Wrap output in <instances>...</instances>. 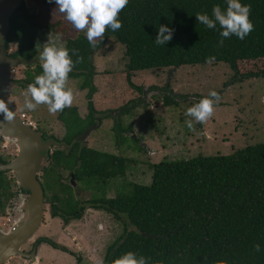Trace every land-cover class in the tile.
Listing matches in <instances>:
<instances>
[{"label": "trees", "instance_id": "1", "mask_svg": "<svg viewBox=\"0 0 264 264\" xmlns=\"http://www.w3.org/2000/svg\"><path fill=\"white\" fill-rule=\"evenodd\" d=\"M240 2L251 6L249 18L254 30L243 40L234 35L225 39L222 47L219 25L209 29L196 21L195 14L207 12L211 16L213 5L225 8V0H128L118 17L122 27L115 32L107 29L97 47L89 45L85 34L65 41L74 62L69 79L82 78L81 89L89 88L88 113L82 118L75 107L57 113L64 134L59 141L55 140L62 147L43 159L39 180L52 217L67 223L81 218L88 207L124 221L123 233L106 250L103 264H111L126 251L148 257V264H215L218 259H226L229 264H264V142L229 155L162 160L151 166L148 185L124 183L111 199L106 198L109 183L125 177L129 161L77 142L101 119L96 118L92 102L93 56L110 38L124 48L129 83L132 75L141 71L173 72L182 66L218 63L226 64L233 72L232 83L249 77L264 80V68L245 73L242 68L264 61V0ZM159 25L174 29L171 41L163 46L154 42ZM47 29L49 25L38 26L34 22L24 1L9 19L4 46L6 50L15 46L10 53L13 58L35 59V45L38 42L41 46L39 35ZM73 49L78 50L82 62L75 63ZM210 56L215 57L211 64L206 63ZM39 74L40 63L28 66L25 78L18 82L26 88ZM176 97L163 94L161 103L164 107L175 106ZM71 175L78 184L75 188ZM13 188L14 180L0 173V216L5 215L7 204L18 196ZM79 191L90 192V199H78ZM33 243L34 247L47 243L67 252L43 238ZM257 243L261 247L259 253L253 247Z\"/></svg>", "mask_w": 264, "mask_h": 264}, {"label": "rangeland", "instance_id": "2", "mask_svg": "<svg viewBox=\"0 0 264 264\" xmlns=\"http://www.w3.org/2000/svg\"><path fill=\"white\" fill-rule=\"evenodd\" d=\"M24 1L26 10L33 15L38 26L49 25V29L39 35L41 48L48 41L50 32L62 34L59 43L85 34L77 31L55 4H45L43 0ZM14 49L15 46H11L10 53ZM93 65L95 75L91 81L95 92L92 102L96 118L101 119L94 125L96 128L89 137L78 143L129 161L125 177L110 181L106 192L108 199L114 198L124 183L148 185L151 166L162 160L229 155L238 149L264 142V80L261 78L249 77L232 83L233 72L226 64L218 63L182 66L173 72L164 69L141 71L134 73L129 83L124 48L113 38L96 51ZM27 68L18 66L12 70L15 84L10 87V100L16 114H25L42 133L59 141L64 128L57 120V114H50L46 105H39L31 112L23 109L26 88L21 87L18 81L25 78ZM242 68L244 73L250 69L259 71L264 68V61L254 67ZM82 81V78L68 79L67 86L74 94L71 107H75L78 114L85 118L89 88L81 89ZM210 90H215L221 97L214 105V114L203 124L193 120L194 130H190L186 121L192 118L186 116V110L207 96ZM166 93L177 95L175 106L162 105V96ZM5 144L8 143L0 142V153L12 154L15 147L7 145L3 148ZM66 177L67 174L64 175ZM77 185L75 182L74 188ZM79 193L78 199H90V192ZM19 202L20 195L7 204L5 215L0 216V228H10L23 213L19 210ZM70 223L73 224L67 229ZM98 224L104 225L102 231L97 228ZM124 228L123 220H116L104 210L88 207H85L81 218L66 223L59 217H52L50 205L45 202L43 223L34 239L22 250L29 252L33 242L43 238L64 247L67 252L40 243L36 252L37 262L15 258L6 264H97Z\"/></svg>", "mask_w": 264, "mask_h": 264}, {"label": "clouds", "instance_id": "3", "mask_svg": "<svg viewBox=\"0 0 264 264\" xmlns=\"http://www.w3.org/2000/svg\"><path fill=\"white\" fill-rule=\"evenodd\" d=\"M48 2H54L65 19L77 31L85 33L89 45L93 48L104 40L107 29L110 28L115 32L122 27L118 18L119 13L128 4V0H48ZM225 4V8L218 4L213 5L211 16L207 12L195 14L196 21L209 29H216L219 25L221 37L219 46L221 47L225 39L234 35L243 40L254 30V25L249 18L250 5L242 4L240 0H225ZM173 32L174 29L159 25L155 44L163 46L170 42ZM61 36V33H48V41L43 45L42 50L40 44L36 43L35 49L38 52L37 58L41 62L42 74L37 75L34 82L27 85L23 93L25 97L23 109L31 112L35 111L39 105H46L48 112L56 115L72 106L74 94L67 83L69 73L74 68V62L65 43H59ZM72 51L77 56L75 63L82 62L83 58L78 55V50ZM7 52L10 56V49ZM214 61V56L206 58V63L211 64ZM220 99L218 92L210 90L207 96L188 107L186 116L192 119L186 121L187 127L194 130L193 120L201 124L210 120L214 114V105L218 104ZM0 113L8 121L13 119V113L2 100H0ZM97 228L102 231L104 225L98 224ZM253 247L255 252L261 251L258 243ZM97 264H103V260H99ZM111 264H148V257L126 251L113 259ZM215 264H229V262L226 259H218Z\"/></svg>", "mask_w": 264, "mask_h": 264}, {"label": "water", "instance_id": "4", "mask_svg": "<svg viewBox=\"0 0 264 264\" xmlns=\"http://www.w3.org/2000/svg\"><path fill=\"white\" fill-rule=\"evenodd\" d=\"M24 0H0V100L13 113L8 121L0 113V138L13 145L17 155L6 164H0V172L11 171L16 186L25 191L20 194V212L16 222L8 229L0 228V264H6L15 258H24L37 262L36 247L30 253L22 248L32 241L44 220V196L39 176L42 162L52 147H57L54 140L44 142L39 132L28 126L25 120L17 116L14 104L10 100V87L15 84L12 70L18 66H34L38 58L32 60L10 57L5 46L4 37L9 30V19L23 4ZM95 126L90 127L77 142L89 137ZM72 186L75 185L71 175Z\"/></svg>", "mask_w": 264, "mask_h": 264}, {"label": "flooded vegetation", "instance_id": "5", "mask_svg": "<svg viewBox=\"0 0 264 264\" xmlns=\"http://www.w3.org/2000/svg\"><path fill=\"white\" fill-rule=\"evenodd\" d=\"M200 128V127H199ZM35 131H37V132H39L40 133V135H41V137H42V140L44 141V142H46V141H49V140H54L55 141V143L57 144V147H54L55 149L56 148H60V147H62V145L59 143V142H56V140H55V138L53 137V139H51V138H49L50 136L49 135H46L45 133H42L41 132V130H39L38 128H35L34 129ZM43 134H44V137H43ZM2 138H0V142H4L5 143V141L3 140ZM7 143V142H6ZM7 145H9V146H11V144H5L4 146H3V148H7ZM53 148V147H52ZM52 151H50V153H51ZM49 154V153H48ZM17 155V151H16V149H15V151L12 153V154H10V153H7V155H3V154H1L0 153V164H6L7 162H9V161H11L15 156ZM154 165V164H153ZM5 174H6V176H7V178L10 180V179H14V177H13V174H12V172L11 171H3ZM0 173H2V172H0ZM8 174H10L9 176H8ZM15 191H17V194H18V196L20 195V194H23V192L24 191H22V190H20L16 185H15ZM25 193V192H24ZM34 248V243L32 244V248H31V250L29 251V252H26V253H30L31 251H32V249ZM36 252H37V247H36Z\"/></svg>", "mask_w": 264, "mask_h": 264}, {"label": "built area", "instance_id": "6", "mask_svg": "<svg viewBox=\"0 0 264 264\" xmlns=\"http://www.w3.org/2000/svg\"><path fill=\"white\" fill-rule=\"evenodd\" d=\"M23 120H25L26 121V123L28 124V126L29 127H31V128H33V129H35L36 128V126H35V124H34V122L33 121H31V119H29L28 117H26V115L25 114H20L19 115Z\"/></svg>", "mask_w": 264, "mask_h": 264}, {"label": "crops", "instance_id": "7", "mask_svg": "<svg viewBox=\"0 0 264 264\" xmlns=\"http://www.w3.org/2000/svg\"><path fill=\"white\" fill-rule=\"evenodd\" d=\"M72 224L73 223H70L69 225H67V229H69ZM68 247L70 248V246H68Z\"/></svg>", "mask_w": 264, "mask_h": 264}]
</instances>
